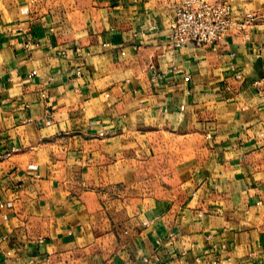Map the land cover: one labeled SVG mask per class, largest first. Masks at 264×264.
Instances as JSON below:
<instances>
[{
    "label": "crops",
    "instance_id": "obj_1",
    "mask_svg": "<svg viewBox=\"0 0 264 264\" xmlns=\"http://www.w3.org/2000/svg\"><path fill=\"white\" fill-rule=\"evenodd\" d=\"M176 1L0 0V264H264V0L173 48Z\"/></svg>",
    "mask_w": 264,
    "mask_h": 264
},
{
    "label": "built area",
    "instance_id": "obj_2",
    "mask_svg": "<svg viewBox=\"0 0 264 264\" xmlns=\"http://www.w3.org/2000/svg\"><path fill=\"white\" fill-rule=\"evenodd\" d=\"M236 0H177L173 5V13L168 25V40L173 48H180L187 43L196 46H208L219 44L230 33L241 32L251 28L257 17L251 11H245L241 19L233 17V5ZM143 36L144 31H140ZM30 46V40L24 44L27 49ZM48 50H51L49 46ZM47 50V51H48ZM78 56L81 53L79 48L74 49ZM58 55H64L65 50H57ZM37 74L36 70L28 72L27 77L32 78ZM82 71L76 70V77L81 76ZM161 77L157 73L152 77L156 80ZM188 77V76H187ZM238 77V76H237ZM16 151L12 147L10 152L5 155L9 156L11 152ZM2 206V204H0ZM206 240L211 242V236L207 235ZM215 248L213 244L211 246ZM184 253V250L181 252ZM230 260L229 257L226 258ZM196 264H217L218 258H200L195 257Z\"/></svg>",
    "mask_w": 264,
    "mask_h": 264
}]
</instances>
